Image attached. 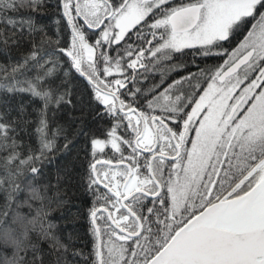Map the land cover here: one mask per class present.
<instances>
[{"label": "snow or ice", "instance_id": "snow-or-ice-1", "mask_svg": "<svg viewBox=\"0 0 264 264\" xmlns=\"http://www.w3.org/2000/svg\"><path fill=\"white\" fill-rule=\"evenodd\" d=\"M20 7L0 0L8 264H264V0H30L8 15ZM73 185L90 198L88 253L53 215Z\"/></svg>", "mask_w": 264, "mask_h": 264}, {"label": "trees", "instance_id": "trees-1", "mask_svg": "<svg viewBox=\"0 0 264 264\" xmlns=\"http://www.w3.org/2000/svg\"><path fill=\"white\" fill-rule=\"evenodd\" d=\"M30 0H17V3L19 5H22L20 7L19 11L17 12H10L8 15L19 21L21 18H25L30 14V9L28 7ZM47 3L50 5H53L55 3V0H46ZM57 10L49 6L48 8L43 10V15L40 17L41 22L46 25L47 30L49 32V35H52L56 29H57ZM5 27V24L3 21H0V28ZM8 28H11V25L7 26ZM19 53L14 52L13 55H18ZM0 96H2V93H0ZM27 95L23 97V99H27ZM17 99H20V97H16L13 99V103L16 102ZM69 111V110H66ZM74 116H80L81 113L79 111L71 112ZM82 143V142H81ZM107 151V150H106ZM45 179L47 181H50L53 185L56 183V167L55 165H49L46 177ZM55 193V189L50 195H53ZM67 195L71 198L72 201L75 202V204L71 205V211L65 212V215L63 217L59 216V212H54L53 215L57 217V224L60 227V231L62 236L66 238L68 233H72V235L78 236L79 240L74 241L72 244V249H81L84 253H88L92 249V245L94 242V237L92 236L90 232V222L87 217V213L85 211V208L82 207V205H86L89 202L88 195L83 191V189L79 186L73 185L69 187ZM4 197L3 193H0V206L3 205ZM79 209V210H78ZM60 211H64V209H60ZM76 215H73V214ZM3 234V225H0V237H2ZM80 241H83L81 243ZM65 242L67 240L65 239ZM59 255V254H56ZM12 259V249L10 247H6L3 244L2 239H0V264H8V262ZM80 257L77 256L75 259L73 256L69 253L67 255V261L68 264H80ZM46 261L52 262L54 264L56 260V256L54 255H46L45 256Z\"/></svg>", "mask_w": 264, "mask_h": 264}]
</instances>
